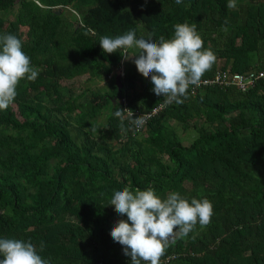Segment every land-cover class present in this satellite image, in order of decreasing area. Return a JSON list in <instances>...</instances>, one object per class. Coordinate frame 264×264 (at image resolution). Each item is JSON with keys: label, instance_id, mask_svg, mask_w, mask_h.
Segmentation results:
<instances>
[{"label": "trees", "instance_id": "1", "mask_svg": "<svg viewBox=\"0 0 264 264\" xmlns=\"http://www.w3.org/2000/svg\"><path fill=\"white\" fill-rule=\"evenodd\" d=\"M228 3L0 0V35H16L39 73L0 110V238L33 243L49 264H131L110 235L127 220L110 200L151 188L162 199H208L214 211L209 225L170 243L160 264H264V79L246 91H189L134 133L118 107L148 112L164 98L132 60L99 44L129 31L169 40L175 25L195 24L216 57L203 78L264 70V0ZM99 82L109 90L90 87Z\"/></svg>", "mask_w": 264, "mask_h": 264}, {"label": "clouds", "instance_id": "2", "mask_svg": "<svg viewBox=\"0 0 264 264\" xmlns=\"http://www.w3.org/2000/svg\"><path fill=\"white\" fill-rule=\"evenodd\" d=\"M175 2L179 5L183 0ZM227 7L235 9L236 0H229ZM174 27V36L169 40L137 39L135 31H129L116 38L101 37L99 42L104 53L119 52L125 60H132L144 78H151L152 91L162 96L165 104H182L188 98L189 88L198 86L216 61L214 53L204 48L195 24ZM131 49L138 50V54L131 55ZM38 74L23 51L22 41L13 34L0 35V110L13 105L21 81H35ZM125 113L137 130L144 126V117L133 118L131 110L118 107L114 115L123 121ZM110 206L118 215L127 217L113 226L110 235L114 242L124 246L131 264H160L170 243L187 236L197 224L206 227L214 215L208 199L193 198L189 202L178 192L162 199L151 188L116 191ZM43 247L41 244L40 251ZM0 257V264H49L33 243L15 238H0Z\"/></svg>", "mask_w": 264, "mask_h": 264}, {"label": "built area", "instance_id": "3", "mask_svg": "<svg viewBox=\"0 0 264 264\" xmlns=\"http://www.w3.org/2000/svg\"><path fill=\"white\" fill-rule=\"evenodd\" d=\"M264 79V70L261 71H250L246 74L241 73H230L228 71H216L213 75L210 77L202 78L201 83L198 86H191L189 88L190 95L195 96L198 90L204 87H213L217 86L220 88H230L234 87L236 89H239L241 91H246L248 88L252 87L257 81ZM168 104L160 103L148 112H140L138 110H131L126 106L125 101L123 102L124 109L123 110H131L133 113V118H137L140 116L144 117L145 124L147 121H149L151 118L156 116L158 113H160ZM127 118L129 115L125 113ZM144 127V126H143ZM140 128L137 130L134 127V133H140L142 130ZM174 258V257H173Z\"/></svg>", "mask_w": 264, "mask_h": 264}, {"label": "rangeland", "instance_id": "4", "mask_svg": "<svg viewBox=\"0 0 264 264\" xmlns=\"http://www.w3.org/2000/svg\"><path fill=\"white\" fill-rule=\"evenodd\" d=\"M120 68H122V66H120ZM121 70V69H120ZM86 76H83L81 78H78L76 80H74L72 83H75V85L77 86V88L79 87V85L83 84V82L85 81ZM90 87L92 89H96L99 90L100 92H106L107 90H109V86L106 82H99L96 85H90Z\"/></svg>", "mask_w": 264, "mask_h": 264}, {"label": "water", "instance_id": "5", "mask_svg": "<svg viewBox=\"0 0 264 264\" xmlns=\"http://www.w3.org/2000/svg\"><path fill=\"white\" fill-rule=\"evenodd\" d=\"M57 13H59V11H58ZM120 78H121V75H120V74H118V75L116 76V78H115L116 85H117V87H118L119 90H120L121 87H122V85H121V83H120Z\"/></svg>", "mask_w": 264, "mask_h": 264}]
</instances>
